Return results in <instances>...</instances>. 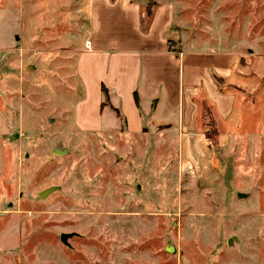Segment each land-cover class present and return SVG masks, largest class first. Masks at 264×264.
Listing matches in <instances>:
<instances>
[{
  "label": "rangeland",
  "instance_id": "374dc122",
  "mask_svg": "<svg viewBox=\"0 0 264 264\" xmlns=\"http://www.w3.org/2000/svg\"><path fill=\"white\" fill-rule=\"evenodd\" d=\"M93 1L0 0V264H264V0H141L144 24L173 5L175 49L236 52L253 82L198 165L173 129L128 133L112 92L79 126Z\"/></svg>",
  "mask_w": 264,
  "mask_h": 264
},
{
  "label": "crops",
  "instance_id": "0c3cea01",
  "mask_svg": "<svg viewBox=\"0 0 264 264\" xmlns=\"http://www.w3.org/2000/svg\"><path fill=\"white\" fill-rule=\"evenodd\" d=\"M107 3L94 0L91 5L89 48L80 52L77 61L84 96L76 105V121L84 130L101 131L104 85L118 99L128 133L144 132L146 122L173 129L178 133L182 162L198 165L211 152L206 140L217 136L206 135L212 128L204 117L205 105L214 113L215 123L229 130L238 120L245 91L253 87L242 56L229 51L175 49L171 3L158 4L145 24L146 6L141 0ZM110 9L122 13L113 27L105 19Z\"/></svg>",
  "mask_w": 264,
  "mask_h": 264
},
{
  "label": "trees",
  "instance_id": "16d2710c",
  "mask_svg": "<svg viewBox=\"0 0 264 264\" xmlns=\"http://www.w3.org/2000/svg\"><path fill=\"white\" fill-rule=\"evenodd\" d=\"M146 10H147V8H146ZM148 10L146 11V14L149 16L150 15V12H149L150 10L149 11ZM214 78H215V80L217 81L218 84L221 83V80L218 77H216L215 75H214ZM101 92H102L101 109H103V107H105V106L110 104V102H109V93L111 91H110L109 88H107L106 86L102 85L101 86ZM134 96H135V101H136L137 105L139 106V99L137 97V94H135ZM204 117L208 120V124L211 127H213V130L216 133V126H215L216 124H215V121L212 118L211 109H210L209 106H206V105H205V110H204ZM161 128H163V127H161ZM144 129H145V125H144Z\"/></svg>",
  "mask_w": 264,
  "mask_h": 264
},
{
  "label": "water",
  "instance_id": "95a60500",
  "mask_svg": "<svg viewBox=\"0 0 264 264\" xmlns=\"http://www.w3.org/2000/svg\"><path fill=\"white\" fill-rule=\"evenodd\" d=\"M55 153L58 154V155H61V156L65 155V152H64V151H60L59 149H56V150H55ZM58 189H59V187H51V188H49V189H46V190H44L43 192H41V193L39 194V197H40L41 199H44V198H46L49 194H51V193L57 191ZM73 236H74L73 233H70V234L62 233V234L60 235V240H61L64 244L68 245V239L71 238V237H73ZM232 244H233V240L230 239L229 242H228V245H232Z\"/></svg>",
  "mask_w": 264,
  "mask_h": 264
},
{
  "label": "built area",
  "instance_id": "2783aa9c",
  "mask_svg": "<svg viewBox=\"0 0 264 264\" xmlns=\"http://www.w3.org/2000/svg\"><path fill=\"white\" fill-rule=\"evenodd\" d=\"M206 141H208V142H209V139H207ZM209 143H211V142H209Z\"/></svg>",
  "mask_w": 264,
  "mask_h": 264
}]
</instances>
